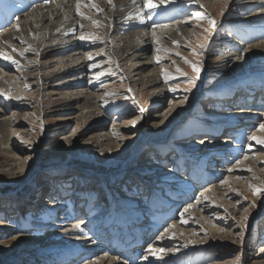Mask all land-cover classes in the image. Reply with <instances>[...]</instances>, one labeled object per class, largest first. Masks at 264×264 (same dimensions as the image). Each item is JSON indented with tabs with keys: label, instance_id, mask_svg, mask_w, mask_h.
Instances as JSON below:
<instances>
[{
	"label": "rangeland",
	"instance_id": "1",
	"mask_svg": "<svg viewBox=\"0 0 264 264\" xmlns=\"http://www.w3.org/2000/svg\"><path fill=\"white\" fill-rule=\"evenodd\" d=\"M139 1L127 5L129 6L127 9L122 8L126 19L131 15L126 11H138L131 8ZM169 1L176 6L174 13L167 12V18L164 19L168 20L152 25L164 29L181 20L183 24L191 25L193 28L198 25L199 30L203 31L193 30L186 44L176 42L175 48L171 46L173 48L162 50L167 55L161 54L164 61L161 55H154L153 51L149 54L154 61H160L157 65L163 68L162 87L164 86L167 92L166 100H162L164 104L157 101L150 102V96L143 93L144 89H150L142 87L141 80L136 83L121 70H116L114 64L116 56L109 51V45L110 43L112 45V40L117 36H109L107 39L105 33L101 35L100 32L98 37L100 41L95 40L97 41L95 48H92L94 42L86 46L87 48L91 46L89 49L92 48L100 53L96 55L93 50L90 52L92 55L88 53L89 58L100 66L104 64L103 67L107 71L99 74L100 76L107 74L106 77L103 76V79L107 80H103L98 87H93V90L97 91L104 88L102 90L104 97L98 103L102 114L107 117L106 128L108 131L113 128V122L123 124L121 126L123 130L113 129L114 136L119 137L117 143L121 144L116 152H91L87 148L79 147L82 140L73 142L71 138L66 139L67 136L70 137V131L77 124L75 119L65 120L73 110L68 108L60 111L52 107L50 102L53 97L43 93L38 95L35 92L36 86L32 84L25 87L28 93L35 92L34 100L14 103L17 107L23 108L18 113L20 119L15 117L16 110L19 109L16 107L12 109V99L0 95V106L6 108L11 123L12 120H21V118L24 120L15 133L13 149L21 158L28 159L24 166L15 162L12 168H4L9 171L0 172V264H79L84 258L82 252L74 255L72 253L75 246L84 247L87 240H90L89 243L91 242L93 247H101L100 253H103L107 246L113 248L114 242L100 235L102 229L111 227L118 231L120 226L133 224V230L138 231L140 228L153 229L158 224L150 235H147V229L143 230L144 236L136 241L142 242L146 236L144 249H147L155 238L157 240L159 239L157 237H160L165 240L167 236L163 231L168 230L174 223L179 230L183 226L181 233L178 236L176 234L174 237L171 236L166 240L167 243L163 242L164 253L161 254L160 259L154 261L155 264H215L217 262L260 264L256 261H261L257 256L258 249L264 247V162H261L260 166L261 175L253 176L247 183H237L238 190L232 188L236 192L235 196L233 195L235 198L213 199L211 202L212 197H207V184L199 180L203 176L194 180L196 190L187 189L186 192L190 193H186L188 195L181 194L182 191L178 188L181 187L184 191L189 187L191 176L202 173L201 170L197 172L199 165L205 168V171L214 170L216 175H220L221 178H216V181L220 182L227 174L226 167L241 161L245 150L236 155L238 159L235 161L225 160L229 159V151L226 149H219L221 157H216L218 159L216 161L213 153L208 154L205 159L202 153L208 149L209 145L205 143L211 135L206 131L214 129L213 135L219 134V141L233 135L235 138H226L231 139L232 147L236 145V142H232L240 139V136L237 137L238 135L233 131L239 133L245 129L240 124L239 116L235 115L238 111L231 107H237L242 85L250 84L251 81L248 80L251 79L250 77L264 74V63L260 65L249 60L244 61L242 66L237 68L233 65L226 66L229 60L223 57L222 53V50L228 49L225 42L228 41L229 47L233 44L236 46V43L243 47L242 42H244L240 41L239 36L237 37V34L242 33L241 30L237 33L232 32L235 28L232 27V21L245 14L236 16L234 13L239 4L237 1L229 0L228 4L226 2L220 8L215 6L214 12L201 0ZM244 1L246 0H241ZM162 5L152 9L163 11L164 5L163 7ZM103 9L100 8V11ZM196 13L200 16L194 15ZM175 14L178 18H173ZM209 19L215 21L214 26L209 23ZM95 23L100 24L101 21ZM248 26H251V23H248L247 29ZM196 36H198L197 41ZM143 39H145L143 43H146V38ZM174 49L176 50L173 51ZM140 53L142 58L148 57L143 51ZM193 65L198 69V76ZM52 68L49 66L47 69ZM15 71L20 73L21 70ZM15 71L10 74L16 75ZM87 75L85 81L90 83L92 74ZM193 77H196L194 86L191 84ZM22 78L23 76L19 75L20 81ZM25 87L23 85L22 88ZM257 98L253 101L254 104L259 102ZM180 100H185L184 105L182 104V107L161 127L150 125L149 118L152 113L156 111L165 113L169 104L173 106ZM226 101L229 103L226 104ZM209 106L215 113L211 117L207 116L211 112H208ZM220 111L232 114L223 118L220 116L222 114ZM123 119L127 122L133 119L135 123H125ZM261 122L264 123V120ZM124 130L125 132H122ZM250 132L247 130V134L240 139L244 141L243 143H237L242 146L241 148L247 144ZM125 137H132L133 141L122 143ZM206 137L208 139L205 141ZM56 145L59 150L53 149ZM0 151L3 152V149ZM55 162L59 164L44 167ZM75 163L83 165L77 166ZM20 169L22 173L16 176V170L20 171ZM167 174H171L176 179L168 178ZM251 175V173L243 174L242 180L246 179L245 176L248 178ZM253 185L262 190L255 192L251 187ZM160 200L165 201H162L163 205ZM226 201H238L239 207L234 214L224 212L223 205ZM189 205L192 207L189 208ZM166 206L176 209L165 220L166 215L163 214ZM185 209L188 211L185 212ZM74 216L76 218H73ZM185 219L186 222L182 225L184 222L180 220ZM157 220L158 222H155ZM201 220L222 227L226 225L228 230L234 227V231L219 230L213 233L210 232L209 226L202 225ZM161 221H164L163 224L165 222L168 224L158 231ZM73 222L81 226L84 239L82 237L76 239L65 233L66 228L70 226L68 224ZM186 229L188 231L195 229L194 238L191 237L192 234L187 235V240L180 238L185 236ZM78 231L74 230L76 233ZM158 246L162 248L161 245ZM159 247L158 249H161ZM61 256L67 257L69 262L60 260ZM144 258L145 255L142 253L132 263L141 264Z\"/></svg>",
	"mask_w": 264,
	"mask_h": 264
},
{
	"label": "bare ground",
	"instance_id": "2",
	"mask_svg": "<svg viewBox=\"0 0 264 264\" xmlns=\"http://www.w3.org/2000/svg\"><path fill=\"white\" fill-rule=\"evenodd\" d=\"M201 1H203L211 10L213 9V12L215 6L220 8V6L225 5L226 2L228 4L229 2V0ZM235 1L239 3L237 4L238 8L236 7L237 9H235L234 12L236 13V16L245 14L232 21V27H235L232 29V32L234 31L237 33L241 30L242 33H240V35L237 34V37L239 36L238 38L240 41L242 40L244 42L241 41L243 47H240L238 43H236V46L233 44L232 47H229L228 41L225 42L228 49L222 50V53L223 57L229 60V63L226 66L230 67V65H233L237 68L238 66H242L244 61L249 60H252V62L255 61V64L262 65L264 63V0H246L244 2H241V0ZM134 2L136 3V0H111V2H109V0H47V2L46 0H0V53L6 54L0 55V95L6 99H12V109L13 107L19 109L16 110L15 117L17 116L18 119H20L18 113H20V110H23L22 107L14 105L15 102L34 100L33 93L35 92L38 93V95L41 93L47 94L48 96L53 97L50 102L52 107L58 108L60 111L67 110L68 108L69 110H73L71 111L72 113L69 114L70 116L65 120L75 119L77 124L76 127L70 131V137L67 136L66 139L71 138V141L73 140V142L74 140H82L79 147L87 148L91 152H116L121 144L117 143L119 137L114 136L113 129L121 131L123 130L121 127L123 124L113 122V128L109 131L107 130V117L105 114H102V111L99 108L100 104L98 103L99 100L104 97V92L102 91L104 88H101V90L98 91L93 90V87H98L103 80H107L103 79L107 74L102 76L99 75L106 71L105 67H103L104 64L100 66L93 62L92 58H89V54H91L90 52L94 50L92 48L97 44V41L95 40L98 39L99 33L101 32V35L105 33L107 39L109 36H117L113 40L111 39L112 45L111 43L109 45V51H112L113 55L116 56L115 62L113 61L116 65V70H121L122 73L128 76L129 79L136 81V83H139L141 80L142 87H148L150 89L143 90L144 94L150 96V102L157 101V103H162V100H166L167 97V92L165 88H163L164 86L162 87L163 68L158 67L157 64L160 61H154V58H152V56L150 57L149 54L153 51L154 55L159 54L160 56L163 53V55L167 56L166 52H162V50H167L168 47L174 46V43L176 42L186 44V40L191 38L193 30L203 31L199 30L198 25L194 24L196 26L193 28L191 25L183 24L181 20L173 26L170 25V27H164V29H162L163 27L161 26L152 25V23L161 24L168 20L164 19L167 12L174 13L173 11L176 6L169 0H164L163 2H161V0H151V3L158 6L163 4V11H156L152 8H148L146 6L148 0H140L135 7H130L131 9H138V11H132L129 8L131 11L126 12L131 15H127L128 18L126 19L124 17L123 9H127V7H129L127 5H130L131 3L134 4ZM138 4L140 5L138 6ZM102 7L104 9L103 11H100V8ZM176 15L177 14H175L173 18H178ZM95 21H101V23L96 24ZM141 21H143V23ZM248 23H251V26H248L247 29L246 26ZM17 25H19V27H17ZM101 26L103 30L101 29ZM255 27H258L259 30L257 28L255 29ZM99 29L101 30L99 31ZM81 37L86 38L81 39ZM143 38H146V43H143V40H145ZM195 39L197 41L198 36H196ZM86 40L87 43H85ZM116 40H118V42H115ZM90 43H93L91 49H89L91 46L88 48L86 47ZM175 47L176 46H174V48ZM240 49H242L241 52ZM140 50L143 51L144 54H148V57L142 58L140 56ZM175 50L176 49L173 51ZM86 51H88L87 54ZM95 52L96 55L100 54L97 51ZM6 57H10V59ZM13 61H16V63H13ZM162 61H164V58ZM49 66L53 68L48 70L47 68ZM18 69L21 70L20 73L15 71ZM32 70L34 72H32ZM12 71H15L17 74L11 75L10 73ZM94 71L100 73H93ZM87 74H92V77H90L92 79L90 83L85 81V76L88 77ZM19 75L23 76L21 81L19 80ZM250 78L251 79H247L251 81V83L247 86H243V89H240L242 92L240 102L242 106L231 107L238 111L235 115L239 116V120H241L240 124L245 129V131H239V133L233 131V133L238 135L237 137L240 136L241 139L244 134H247V130L251 131L249 138H247V144L245 147L241 148L242 146H239L240 144L237 143H243L244 141L242 142L240 139H237V141L232 142H236V145L232 147L230 142L231 139L226 137L235 138L233 135L222 138V143L219 144V142H221L219 141L220 138H218L219 134L216 133L213 135L212 133L208 136L209 139L207 137L205 138V141L207 139L209 140L205 143L206 145L208 144L209 147L208 149H205L206 151L204 153H202L205 159L208 157V154L213 153L214 161H216L218 160L216 157H221L219 149H226L229 151V159L225 160L235 161L238 159L236 155H238L240 151L245 150L243 158L241 161L235 162L232 166L228 165V167L226 165L225 173L227 174L225 175L224 180L222 179L220 182L216 181V178L221 177H219L220 175H216L214 170L205 171V168L199 165L197 172L198 170H201L202 173L193 174L190 178V183H188L189 187L185 188L184 191L181 187L178 188L182 191H180L181 194L189 193V191L186 192L187 189L195 191L196 184H194V180L203 176V178L199 180H203L204 184H207V197H212V200L210 199L211 202L213 199L228 200L230 197L235 198L234 194L236 192L234 189L239 188L237 183H247L253 176L261 175L262 170L260 166L261 162H264V143H258L257 140L252 137H258L261 140H264V129L260 128V125L264 124L261 122V120H264V110H262L264 107V91H262L264 90V74L262 75L260 73L257 77ZM31 84L32 86H36L37 90L28 93L25 86ZM23 85L25 87L24 89L22 88ZM88 85L89 87H86ZM252 92L254 94H252ZM230 93L232 94V92ZM254 96L255 98L259 96L258 98L260 101L257 104H254V102L250 103ZM17 97H19V99H17ZM184 101L185 100L177 101L173 106H170L171 104H169V108L168 110L165 109V113L162 111L152 113L149 118L150 125L152 127H161L168 118L174 115V113L182 107ZM225 103L227 104L229 101H226ZM212 110L213 109L209 106L208 112ZM6 112V108L0 106V150L3 149V152L0 151V172L5 171V173L9 171L4 169L5 167L12 168V165H14L15 162L24 166L28 160L27 157L21 158L13 149L15 133L21 127L19 124H22L24 120L22 118L21 120H12L11 123ZM220 113L223 115L232 114L224 111H220ZM133 121V119H129V122L124 120L125 123H132ZM122 132H125V130ZM129 141L132 142L133 138L125 137L122 143ZM53 149L59 150L58 145ZM214 150L218 151L215 152ZM2 158L5 160L1 161ZM229 169H231V171H229ZM15 173L16 176H18L22 173V170H16ZM15 173L13 174L15 175ZM246 173H251L252 175L248 178L245 176L246 179H244V181L242 180V176ZM167 176L168 178L176 179L171 174H167ZM181 182L186 181L181 180ZM232 188L234 189L232 190ZM162 201L164 200H160L163 205ZM166 207V211H164L163 215H167L169 212L173 211V209H168L170 207ZM223 207L226 214H234L239 207L238 201H226V204H224ZM69 215H71V213H69ZM73 218L76 217L74 216ZM70 221H72V219ZM180 221L184 222L182 224L184 225L186 219ZM155 222H158V220ZM200 222L203 226H209L208 228L210 229V232L213 233H217L219 230H224L225 232H231V230L234 231V227L228 230V226L226 225H224L223 228L210 221L204 222L201 220ZM167 224L165 222V224L157 228L158 231L164 229V226ZM174 224L168 230L163 231V234H166L165 236H167L165 240H163L164 238L157 237L159 239L156 240L155 238L154 241L156 242L153 241V244L151 243L147 249H144V242L147 239L146 236L142 242H136L134 245H131L129 249L118 247L117 243L116 248L107 246L103 253H100L101 247H93L91 242L89 243L90 240H87L84 247L75 246L72 255L78 254L80 251L82 252L84 258L79 264H136L132 262L143 253L147 259L144 258V262H141V264H155L154 261L160 259L161 254L164 253L163 242L171 238V236L174 237L175 234L178 236V234L181 233L180 230L183 226H180L181 228L179 230L177 224ZM68 225L70 226L66 228V234H69L76 239L78 237L84 239L81 226H79V228L76 227L78 223L73 222ZM157 226L158 224L156 227ZM187 229L185 230V236L180 237L183 238V240H187V235L189 234H192L191 237L194 238L193 235L196 233L195 229H191L190 231ZM74 230H79L77 232L79 234L78 236ZM143 230L144 229L140 228L137 234H135L138 239L141 238V236H144L143 233L146 229ZM165 243H167V241ZM157 244L161 245L162 248ZM158 247L161 249H158ZM258 250L259 253L257 256L261 258V261L256 262L264 264V259H262L264 257V251H262L264 250V247L262 246ZM62 260L66 261V263L69 262L67 261V257L62 258ZM70 261L73 263L72 260ZM215 264H225V262H217Z\"/></svg>",
	"mask_w": 264,
	"mask_h": 264
},
{
	"label": "snow or ice",
	"instance_id": "3",
	"mask_svg": "<svg viewBox=\"0 0 264 264\" xmlns=\"http://www.w3.org/2000/svg\"><path fill=\"white\" fill-rule=\"evenodd\" d=\"M46 2H47V0H46ZM109 2H111V0H109ZM161 2H163V0H161ZM93 6H95V5H93ZM148 8H154V7H157L158 5H156V4H153V3H151V0H148V3H147V5H146ZM78 10H79V4H78ZM194 15H196V16H200V14L199 13H196V14H194ZM142 23H143V21H141ZM209 23L210 24H212L213 26L215 25V21H213V20H211V19H209ZM17 27H19V25H17ZM86 37H81V39H85ZM0 55H6V54H4V53H0ZM6 58H9L10 59V57H6ZM13 63H16V61H13ZM193 68H194V70H196L197 71V76H198V69H196V66L195 65H193ZM195 79H196V77H193V79H192V81H191V84H192V86H194L195 85ZM17 99H19V97H17ZM135 123V121H133V124ZM260 128H262V129H264V124H262V125H260ZM253 139H256L257 140V142L258 143H264V140H261L260 138H258V137H252ZM229 171H231V169H229ZM223 183V182H222ZM251 187H253V190L255 191V192H259V191H261L262 189L261 188H259V187H257V186H251ZM190 207H192L191 205H189V208ZM188 211V209H185V212H187ZM181 215H183V214H181ZM77 228H79V225H77L76 226ZM262 251H264V250H262ZM145 259H147V257H145Z\"/></svg>",
	"mask_w": 264,
	"mask_h": 264
},
{
	"label": "trees",
	"instance_id": "4",
	"mask_svg": "<svg viewBox=\"0 0 264 264\" xmlns=\"http://www.w3.org/2000/svg\"><path fill=\"white\" fill-rule=\"evenodd\" d=\"M75 164H76L77 166H79V165L82 166V165H83L82 163H80V164L75 163ZM93 171H94V172H97L96 170H92V172H93ZM101 172H104V171H101ZM106 172H107V171H106ZM100 174H102V173H100Z\"/></svg>",
	"mask_w": 264,
	"mask_h": 264
},
{
	"label": "water",
	"instance_id": "5",
	"mask_svg": "<svg viewBox=\"0 0 264 264\" xmlns=\"http://www.w3.org/2000/svg\"><path fill=\"white\" fill-rule=\"evenodd\" d=\"M57 164H59L58 162H55L54 164H50V165H47L46 164V166H44V167H47V166H53V165H57Z\"/></svg>",
	"mask_w": 264,
	"mask_h": 264
}]
</instances>
